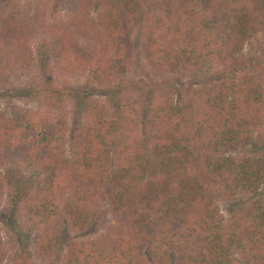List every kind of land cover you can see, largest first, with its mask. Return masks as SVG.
I'll list each match as a JSON object with an SVG mask.
<instances>
[{
	"label": "trees",
	"instance_id": "obj_1",
	"mask_svg": "<svg viewBox=\"0 0 264 264\" xmlns=\"http://www.w3.org/2000/svg\"><path fill=\"white\" fill-rule=\"evenodd\" d=\"M88 3L69 0L53 30L58 59L98 87L80 90L70 151L68 128L49 116H0V171L36 164L28 182L7 186L0 212L22 240L16 264H34L17 228L24 203L34 248L54 264H264V46L244 52L264 36V0H100L98 16ZM41 28L0 11V54L20 62ZM142 65L162 74L134 79ZM50 68L35 91L77 93L55 87ZM3 186L0 173V195ZM105 208V231L76 240ZM5 249L0 236V264Z\"/></svg>",
	"mask_w": 264,
	"mask_h": 264
},
{
	"label": "rangeland",
	"instance_id": "obj_2",
	"mask_svg": "<svg viewBox=\"0 0 264 264\" xmlns=\"http://www.w3.org/2000/svg\"><path fill=\"white\" fill-rule=\"evenodd\" d=\"M91 14L98 16L102 8L95 7L100 0H88ZM69 0H0V11L9 13L11 10H19L24 12L33 20H37L42 24L41 33H31L27 38L28 40L22 44V50L20 56L17 57V61L14 63L11 59H7L5 55L0 54V116H16L20 114H28L32 112L41 113L52 118L59 123L62 128H66L67 132L62 136L61 148L63 152L70 151V144L68 143V135L71 131V126H74L80 117L83 106V93L80 90L86 88L94 90L97 88L94 84L90 83L86 72H76L69 70L65 64L61 62L55 52V39L53 38L54 27L62 21L66 20L69 15ZM98 9V10H97ZM96 10V11H95ZM143 32L139 27L134 32L135 41L142 37ZM55 37V36H54ZM133 37V39H134ZM264 46V36L256 37L251 42L246 44L244 52L249 54L260 50ZM44 62H48L51 66L50 75L51 80L55 84V87L59 89H65L66 91H76L70 96L58 97L55 93H49L35 91V88L40 84H43L44 70L42 65ZM133 78H143L145 80L148 76L159 77L156 72H152L147 66H134L132 71ZM144 74V75H143ZM147 74V75H145ZM156 74V75H154ZM48 83V82H47ZM55 88L54 86H52ZM33 90V91H31ZM78 90L80 93H78ZM264 147V146H263ZM261 147L262 150L264 148ZM260 148L250 149L247 152L250 154H258ZM246 152V151H245ZM36 164L34 162L27 161L23 168L18 171L11 169L9 166L1 167V175L3 176V193L0 195V212L5 209L7 202V186L13 185L15 181L22 180L24 182L29 181V177L35 172ZM19 185V184H18ZM22 184L19 188H22ZM228 207L227 203H222V209ZM18 230L21 234L26 236L27 246L32 253V259L34 264H54L50 260V256L53 252L47 253L45 250L34 248L35 241L34 235V219L33 213H31L30 205L24 203L18 212ZM32 214V217H31ZM111 221V213L109 208L103 210L102 223L85 236L80 235L75 237L78 241H87L95 238L98 234L105 231L106 227ZM5 223L0 217V236L4 241L6 247V258L4 264H16L18 261V247L22 240L16 237V231L14 230V224ZM23 233H22V232ZM74 232V231H71ZM65 233V232H64ZM68 233L63 237H59L60 246H66L69 238Z\"/></svg>",
	"mask_w": 264,
	"mask_h": 264
}]
</instances>
